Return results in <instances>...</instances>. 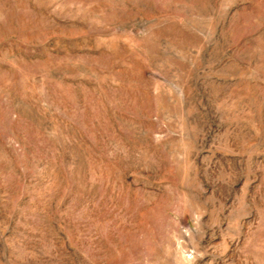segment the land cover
<instances>
[{"label":"rangeland","instance_id":"obj_1","mask_svg":"<svg viewBox=\"0 0 264 264\" xmlns=\"http://www.w3.org/2000/svg\"><path fill=\"white\" fill-rule=\"evenodd\" d=\"M0 264H264V0H0Z\"/></svg>","mask_w":264,"mask_h":264}]
</instances>
